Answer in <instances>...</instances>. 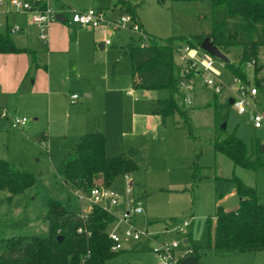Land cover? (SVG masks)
<instances>
[{"label": "rangeland", "instance_id": "374dc122", "mask_svg": "<svg viewBox=\"0 0 264 264\" xmlns=\"http://www.w3.org/2000/svg\"><path fill=\"white\" fill-rule=\"evenodd\" d=\"M10 1L3 0L0 6L1 13L10 9ZM74 1L85 5L90 0ZM126 1L134 7L147 36L167 40L171 37L209 34L213 29L212 5L209 0H198L197 2L186 0ZM91 8L99 11L107 10V18L110 20H117L122 15H131L126 8L118 6L117 3L115 6H105L104 0H97ZM111 30L114 32L113 38H106L110 41V45L104 50L97 46V53L100 55L107 53L109 59H115L117 61L115 67L121 73V79L128 80L131 70L130 55L126 52L127 46L131 38L137 41L140 36L135 35L129 29ZM29 33L30 37L42 46L37 39L36 29L30 27ZM260 50L257 65L263 66L262 76L264 75V47ZM242 54L240 47L232 48L228 54V62L237 65ZM220 68L223 78L226 81L230 80L232 72L228 68ZM250 76L253 77L252 71H250ZM211 91L201 94L198 101L194 99L192 105L188 106L180 102L190 116L196 141L188 137L187 131L184 130L185 122L182 116L175 113L166 118L160 134L147 131V134L142 136L139 133L141 128L137 127L136 135L126 138L127 144L124 149L121 152L116 150L121 154L131 151L139 167V170L132 175L133 186L130 187L128 182L123 185L121 179L113 184V189L125 197L127 209L138 207V205L142 208V214L134 217L135 226L141 231L149 230L157 242H179L180 249L190 233L191 240L196 246L207 245L210 240L207 221L209 218H214L217 207L222 205L234 210L239 206L236 187L231 181L234 175L249 187L251 185L256 188L258 180V176L252 171L234 166L232 161L222 154L216 155L212 145V140L216 136L215 114L212 108L208 107L209 103L214 100ZM150 93L155 94L153 97L162 100L169 98V92L166 90H154ZM227 95L224 93L222 97L226 98ZM80 99L84 100V97L81 95ZM85 110L63 108L58 114L60 115L59 123L49 122L46 111L41 110L43 117L38 123L42 125L40 130H45L51 136L46 147L33 140L32 129L25 132L19 129L13 130L6 124L0 129V158L6 159L12 168L16 167L33 173L36 182L25 194L16 196L12 203H1L0 232L3 230L7 236L36 234L47 237L49 228L44 221L45 201L55 199L70 209L76 208L75 198L71 196L69 189L56 178L55 169L62 158L77 144L78 127H75L77 122L86 120L84 117L87 111ZM131 114L132 111L126 106L123 116L126 119L127 132H131L134 127ZM229 114L227 133L235 132L247 145L248 151L251 150L257 138L264 141V125L263 129L256 130L252 126L249 114L241 115L233 106ZM19 116L22 114L19 113ZM26 117L33 125V116L26 115ZM4 123L0 120V128ZM133 131L136 132V130ZM117 135V132H111L110 142L118 144L120 139ZM128 187H130V193H127ZM130 199L135 203L129 205ZM172 217L176 219L175 224L193 219V228L189 227L183 232L166 233L167 222ZM147 218L160 221H157L154 224L157 226L153 227L147 225ZM123 233L124 228L121 230L122 235ZM155 241L150 237H142L139 242H134L138 245L136 251L128 250L121 254L118 253L107 264H158L152 252L156 247ZM129 243L133 245V242ZM191 250L192 247H189L183 252L187 258L192 256V264H196L194 260L199 264H264V251L257 256L239 255L231 258H219L212 253H206L200 262L190 253Z\"/></svg>", "mask_w": 264, "mask_h": 264}, {"label": "trees", "instance_id": "16d2710c", "mask_svg": "<svg viewBox=\"0 0 264 264\" xmlns=\"http://www.w3.org/2000/svg\"><path fill=\"white\" fill-rule=\"evenodd\" d=\"M209 1L213 21L209 34L171 37L167 40L147 36L146 47L139 44L141 38L132 40L128 45L133 89L168 91L169 98L158 101L154 112L164 119L175 113L181 115L185 122L184 130L193 141L197 138L190 116L180 105L183 99L179 91V70L174 53L177 45L189 44L199 48L203 40L209 37L227 56L232 48L240 47L243 51L240 62L233 65L226 61L224 65L245 80L246 61L255 59L253 82L258 89V97L264 99V76H260L263 66L257 65L260 49L264 47V0ZM117 5L126 8L133 20L143 28L128 1L117 0ZM23 51L9 34L0 31V53ZM212 97L214 100L208 107L215 114L216 136L212 141L215 152L225 155L235 166L249 171L264 170L261 141H254L251 152L235 132L228 134L227 129H222V125L228 121L231 106L229 100L222 101L219 94H212ZM105 144L103 133L92 131L85 134L57 165L56 178L69 189L70 194L78 190L89 192L94 187L110 188L118 178L124 179L138 171L132 154L108 157ZM231 181L240 197L239 208L227 212L219 207L215 214L213 234V223L208 219L210 240L205 248L219 255L263 252L264 204L260 202V192L255 187L245 185L235 175ZM35 184L33 173L12 168L0 158V205L3 202L12 203L16 196L23 195ZM45 208L44 221L49 228L47 237L36 234L7 236L3 230L0 232V264H107L119 253L111 251L112 242L107 235L109 225L115 219L111 213L98 206L92 207L86 222L90 236H86L78 233L82 224L78 207L70 209L58 200L48 199Z\"/></svg>", "mask_w": 264, "mask_h": 264}, {"label": "crops", "instance_id": "0c3cea01", "mask_svg": "<svg viewBox=\"0 0 264 264\" xmlns=\"http://www.w3.org/2000/svg\"><path fill=\"white\" fill-rule=\"evenodd\" d=\"M96 1L90 0L89 2L87 1L85 5H81L74 0H55L54 4L57 10H65L66 8L87 10L94 6ZM116 3V0H104L105 6H115ZM106 11L107 10L103 12ZM0 21L3 23V25L0 26V31L9 34L16 46L19 49L25 50L19 53H0V112L2 109H6L11 115L19 116V113L24 117H26V115H32L34 120L33 125L30 124L29 120L26 126L22 128H13L9 119L0 116V120L5 122L1 125L0 129H2L5 124L13 130L19 129L25 132L32 129L33 140L43 147H46L51 136L45 130H40L42 129V125L38 124L43 117V110L46 111V117L49 119V122L59 123L60 115L58 114L63 108H68L69 110L86 109L87 115L84 117L86 120L79 121L76 124L75 128L78 127L76 138L80 139L83 135L92 133V131L103 133L106 138L105 148L108 157L124 155L125 153L121 154L119 152L126 146V138L136 135L139 127L141 128V132L139 133L142 136L147 134V131L160 134V129L166 119L156 114L154 109L158 101L162 99L153 97L155 95L153 93L149 94V92L158 89L134 90L131 84L132 76H129L128 80H125V78L121 79V73L116 70L115 67L117 61L113 58L109 59L107 53L106 55L97 53V46H100V48L104 50L110 45L107 44L105 40H107L106 38H113L114 32L111 29L106 27L84 28L76 24L73 25L66 21L63 22L59 20L51 25L48 32V42L44 43L38 38L36 26L29 22V15L16 13L12 10V7H10L6 12L0 13ZM14 24L21 26L23 31L11 34L9 28ZM30 27L36 29L37 39L42 46H39L30 37ZM142 29L144 30V28ZM132 40L134 39L131 38L130 43ZM126 52L129 54L128 46ZM209 90V88L201 85L194 92L193 99L198 101L199 96ZM76 93L79 94V97L75 103H71L70 96ZM212 94L213 93H211V96ZM81 95L84 97V100L80 99ZM220 98L222 101L227 100L222 96H220ZM126 106L132 111V123H134L132 129L136 130V132L133 130H131V132L126 131V119L123 116ZM257 107L261 113H264V99L262 100L260 96L257 99ZM249 119L252 122L250 114ZM262 127L260 129H255L261 130L263 129ZM111 132L118 133L117 136L120 139L118 144L110 142ZM259 140L264 145V141L261 139ZM117 149L119 152L116 151ZM252 150L253 146L250 151L252 152ZM127 154H131V151ZM218 154L216 153V155ZM252 172L258 176L256 189L260 192V202L264 204V200H262V197H264V170ZM132 175L133 174L129 176L130 180L128 181L130 187L134 184ZM119 179L123 181V185L127 182L126 179L118 178L114 184L118 182ZM111 187L113 188V185ZM77 207L78 202L76 200V208ZM219 207H222L227 212L235 211L239 208L237 207L234 210H230L229 208L219 205L217 210ZM123 208H126V205L116 211L121 212ZM210 219L213 223V234L216 225V217L214 216V218ZM157 221L160 220L147 218V225L155 227L157 225L154 224L157 223ZM175 221L176 219L174 217L170 218V221L167 222L166 233L171 232L169 230L173 227ZM193 221L192 219L191 229L194 225ZM189 247H192V250L197 249L190 253L196 256L200 262H202V258L206 253H212L219 258H231L239 255L257 256L261 253L219 255L213 250L206 249V245L204 247L196 246L193 240H191L190 233L188 239L184 241V246L180 249L179 254L183 253V256L180 258L178 264L193 263L192 256L187 258L183 252L184 249ZM137 249L138 245L133 242V245L129 243L127 249L125 248V250L119 253L121 254L128 250L136 251ZM194 263L199 264L196 260H194Z\"/></svg>", "mask_w": 264, "mask_h": 264}, {"label": "built area", "instance_id": "2783aa9c", "mask_svg": "<svg viewBox=\"0 0 264 264\" xmlns=\"http://www.w3.org/2000/svg\"><path fill=\"white\" fill-rule=\"evenodd\" d=\"M55 0H11L10 5L16 13L29 15V22L36 26L38 38L40 41L47 43L48 32L52 24L59 21L58 14L64 13L67 17L66 22L76 24L84 28H99L106 27L114 30L129 29L135 35L138 34L141 38L140 45L147 46V35L141 28L140 24L135 22L130 15H122L117 20L107 18L106 12L98 11L93 8L87 10H77L66 8L58 9L55 7ZM3 0H0V6ZM1 13V12H0ZM3 23L0 21V26ZM21 26L16 24L11 25L9 32H22ZM110 44L109 40H106ZM175 63L179 70V91L183 99L184 105H192L194 102L193 94L202 85L212 90L213 94L222 96L227 93V100L234 99L232 106L242 115L250 114L253 127L260 129L264 125V113H261L257 107L258 89L254 85V75L250 76V71L254 73L256 68L255 59L246 61L245 72L247 77L243 80L241 77L232 73L230 80L223 78V73L220 67L226 68L224 62L217 57L205 52L201 47H193L189 44H180L175 47ZM79 94L70 96L71 103H75ZM0 116L11 121L14 128H22L29 123L27 117L11 115L6 109H2ZM124 179L128 182L129 176ZM130 193V187L127 189ZM72 196L78 202V212L82 220L79 226L78 233L90 236V231L86 227V222L92 207L98 206L104 211L111 213L114 216V221L109 225L107 235L112 242L111 251L121 252L125 250L127 243L139 242L142 237H150L155 241L149 230H139L134 224V217L141 215L143 210L138 207L129 209L123 208L118 212L119 208L126 205L125 197L113 189L94 187L89 192L71 191ZM135 201H129V205ZM192 219L185 220L180 224H174L169 230L171 232H183L191 226ZM124 228L123 235L121 230ZM156 242V247L153 249V254L156 256L158 264H178L183 256L179 254L180 244L174 242ZM192 252V250L190 251ZM83 264V262H81Z\"/></svg>", "mask_w": 264, "mask_h": 264}, {"label": "water", "instance_id": "95a60500", "mask_svg": "<svg viewBox=\"0 0 264 264\" xmlns=\"http://www.w3.org/2000/svg\"><path fill=\"white\" fill-rule=\"evenodd\" d=\"M58 19L60 21L65 22L67 17H66V15L64 13H59L58 14ZM200 47L205 52H208L212 56L217 57L219 60H221L223 62L228 61V56L223 51H221L216 45H214L209 37H207V38H205L203 40V42L201 43ZM233 102H234L233 98L229 100L230 106H232ZM222 129H226V123H224L222 125ZM262 151L264 152V145L262 146ZM61 239L62 238H59V240H61Z\"/></svg>", "mask_w": 264, "mask_h": 264}]
</instances>
